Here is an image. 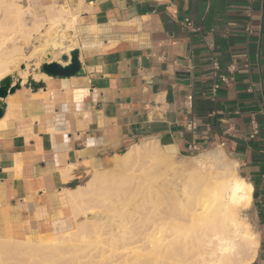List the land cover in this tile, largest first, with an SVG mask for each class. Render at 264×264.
Segmentation results:
<instances>
[{
  "label": "crops",
  "instance_id": "0c3cea01",
  "mask_svg": "<svg viewBox=\"0 0 264 264\" xmlns=\"http://www.w3.org/2000/svg\"><path fill=\"white\" fill-rule=\"evenodd\" d=\"M40 1L49 26L0 116V236L24 240L70 222L66 192L133 142L180 153L217 145L253 187L264 257V0ZM73 49L82 74L43 71L46 61L67 66Z\"/></svg>",
  "mask_w": 264,
  "mask_h": 264
},
{
  "label": "bare ground",
  "instance_id": "6f19581e",
  "mask_svg": "<svg viewBox=\"0 0 264 264\" xmlns=\"http://www.w3.org/2000/svg\"><path fill=\"white\" fill-rule=\"evenodd\" d=\"M28 13L30 6L25 8L18 0H0V80L11 74L13 66L21 63V58H25L22 44L16 42L21 39L19 36L33 31L43 32L42 24L33 20L29 25L26 23L25 16ZM10 35L12 44L7 47L9 41L6 38ZM39 49L40 46H37L35 51ZM19 74L14 75V81L21 78L22 84L27 82L30 75L28 66ZM34 75L36 79L40 77V74ZM133 151L127 157L134 161L131 162L133 171L138 170L136 167L146 168V162L140 161L151 157L154 149L140 147ZM220 168L221 171L215 170V174L211 175L214 181L209 183L211 186L206 190L207 193L198 190L190 195L184 186V180V183L172 180L169 186H164L154 182V179H142L136 174L128 176L130 185L124 192L121 187L114 189L115 194L127 192L130 208L123 218L125 226H114L113 236L118 240L108 255L110 264H234L238 249L247 241V244L259 247L258 238L240 220L241 210L252 204L253 187L239 175L234 177L228 173L227 167ZM207 180L209 178L194 182H199L200 186L196 183L197 188H201ZM106 192L111 191L104 179L95 176L85 185L66 192L73 204L74 217L78 220L75 225L63 219L56 223L52 232L44 235L28 236L24 240L14 239L11 242L6 241L8 237L0 236V264H19L18 256L14 254L18 252L19 255L23 247L33 256H40L45 248L82 246L89 237L102 236V227L94 226L96 221L92 222L98 216L92 215L93 212L92 216L89 215L87 200L90 196H101ZM107 202V199L102 200L104 205ZM80 215L84 216L83 221L79 219ZM53 232L55 236L51 241L49 235ZM62 233L66 235L60 238ZM19 246L23 247L19 249ZM253 250L256 254V249ZM48 263L57 262L35 260V264ZM78 263L77 261L76 264Z\"/></svg>",
  "mask_w": 264,
  "mask_h": 264
},
{
  "label": "rangeland",
  "instance_id": "374dc122",
  "mask_svg": "<svg viewBox=\"0 0 264 264\" xmlns=\"http://www.w3.org/2000/svg\"><path fill=\"white\" fill-rule=\"evenodd\" d=\"M22 6L27 8V5L30 6V9L33 14H26V23L29 25L32 23V19L36 18V21L38 23L43 24L42 31L45 32L47 27L50 23V18L52 16V12L50 9H48L46 6L41 4L40 0H18ZM39 35H43L40 32H32L28 35H17L19 36V40H17V43H21L22 45V52L25 54V58H21L20 62L18 63L15 68L13 66V71L11 75H16L17 73H21L25 68L22 67L23 64L26 63V66H28V69L30 70V58L37 57L35 54H29V51L31 48L35 49L36 43L40 41L37 40ZM11 36H8L6 39L9 41L8 44H6L7 47H10L12 44L11 42ZM44 49L41 48L40 51ZM39 51V52H40ZM28 55V56H27ZM39 56V55H38ZM23 57V56H21ZM19 65V66H18ZM29 78V76H28ZM140 147H147L154 149V154L151 157H147L144 159H141L140 162H146V168L139 169L136 167L135 169H138L136 172L132 169V163L133 160L127 158L129 154H132L134 152L133 150H136ZM127 158V159H126ZM125 162H124V161ZM131 160V161H130ZM143 160V161H142ZM133 161V162H132ZM128 162V163H127ZM132 162V163H131ZM124 163V164H123ZM128 164V165H127ZM151 165V166H150ZM149 166L151 168H149ZM226 168L232 176L235 177V175L238 174L237 165L232 160L231 156L220 146H211L202 150H195L193 152H175L171 149H167V147H162L158 143L153 141H137L133 142L132 144L128 145L126 148L125 153H119L114 158L111 159L110 163L106 168H104L101 171L95 172L91 178H89L85 183H88L89 181L93 180V178L96 176L97 178H103L105 181V184L107 188L111 192L103 193L100 195H93L88 197L87 205L90 206V209L88 210L89 215L92 216L96 214L98 216V219H93L92 222H95L94 226H101L102 227V236L98 238L96 237H89L87 239V243L82 246L77 247H49L43 249L44 251L41 253V255H32L28 253V250H26L23 246V251L19 249V255L14 254L17 258H19L17 261H19V264H35V260H45L46 262H57L56 264H76L78 261V264H110L111 259H108V255L111 252V249L117 245L116 240H118L117 237H114V226H125V221H123L124 216L126 215L127 211L129 210V201L126 198V193L117 192V194L114 193V189L117 187H121L124 190L130 185L128 176L136 174L138 177L142 179H154V182L158 184H162L164 186H169L172 182V180H176V182L184 183L186 186L187 191H189L188 195L196 193L198 190H201L202 192H208L206 190H209V186H211L209 183L214 181L213 176L217 171H221L220 167ZM129 167V168H128ZM143 170V171H142ZM204 175V176H203ZM210 175V176H209ZM100 176V177H99ZM209 176V177H208ZM179 177V178H178ZM195 177V180H194ZM212 177V178H211ZM178 178V179H177ZM199 178L207 179L204 184H202L201 188H197L200 184L199 182L194 181H200ZM184 180V182H183ZM198 183V185L196 184ZM213 183V182H212ZM208 184V186H207ZM200 186V185H199ZM196 187V188H195ZM121 189V190H122ZM185 190V189H184ZM113 191V192H112ZM200 191V192H201ZM201 192V193H202ZM206 195L205 193H202ZM103 199H107L108 202L106 205L102 203ZM67 209H68V217L70 218V222L72 225H75L78 220L74 217L73 214V204L67 202ZM93 212V214H92ZM92 214V215H91ZM78 219V218H77ZM79 219L82 221L84 220V216L80 215ZM240 220L243 224H247L249 227V230L254 234L255 238H258V235L256 234V229L254 227V219L252 216L251 211V205L248 208H243L240 213ZM74 223V224H73ZM105 224V225H104ZM94 228V227H93ZM95 230V229H94ZM66 235L65 233H62L61 236ZM53 236H55V233L53 232L52 235H49L50 240L53 241ZM6 237V236H4ZM7 238V237H6ZM13 237H8L6 239L7 242H11V240H14ZM18 242V241H17ZM244 244L240 247L237 257L235 256L236 262L234 261V264H254L258 260V246L254 247L249 244ZM19 245V244H17ZM16 245V246H17ZM26 251H25V250ZM256 249V254L254 253V250ZM37 256V257H36ZM38 256L40 258H38ZM254 256V257H253ZM255 259V260H254ZM48 260V261H47ZM49 264V263H48Z\"/></svg>",
  "mask_w": 264,
  "mask_h": 264
},
{
  "label": "water",
  "instance_id": "95a60500",
  "mask_svg": "<svg viewBox=\"0 0 264 264\" xmlns=\"http://www.w3.org/2000/svg\"><path fill=\"white\" fill-rule=\"evenodd\" d=\"M70 63L67 66H63L58 61L44 62L42 65L43 71L50 76H64L69 77L73 75H80L83 73L82 65L79 60L78 49H73L70 51ZM69 54H63L61 56L62 61L69 60ZM30 83L36 85L37 83L30 79ZM22 85V79L19 78L16 82L14 81V76L9 74L0 80V116L3 115L5 110L4 98L8 96L9 93L14 92L16 89L20 88ZM126 148L121 151L125 153Z\"/></svg>",
  "mask_w": 264,
  "mask_h": 264
},
{
  "label": "built area",
  "instance_id": "2783aa9c",
  "mask_svg": "<svg viewBox=\"0 0 264 264\" xmlns=\"http://www.w3.org/2000/svg\"><path fill=\"white\" fill-rule=\"evenodd\" d=\"M185 23L189 29H194V27L192 26V23L188 19H186ZM214 67H216V68L219 67L218 62H214ZM219 76H220L221 81H223V82H229V80L231 79L230 77H228L225 74H220ZM252 129H253L252 136L257 135L260 131L259 124L255 118L252 119ZM196 148H197V146L195 144H193V145L189 146V151L193 152V151L197 150ZM254 264H264V257L257 260Z\"/></svg>",
  "mask_w": 264,
  "mask_h": 264
}]
</instances>
